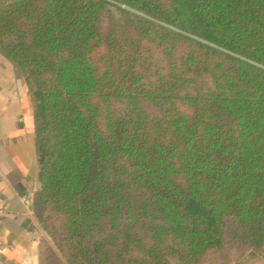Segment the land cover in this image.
Instances as JSON below:
<instances>
[{"label":"trees","instance_id":"1","mask_svg":"<svg viewBox=\"0 0 264 264\" xmlns=\"http://www.w3.org/2000/svg\"><path fill=\"white\" fill-rule=\"evenodd\" d=\"M0 53L34 104L40 264L264 259V0H0Z\"/></svg>","mask_w":264,"mask_h":264},{"label":"crops","instance_id":"2","mask_svg":"<svg viewBox=\"0 0 264 264\" xmlns=\"http://www.w3.org/2000/svg\"><path fill=\"white\" fill-rule=\"evenodd\" d=\"M34 104L20 69L0 53V192L6 212L0 217L1 264H40L43 228L27 211L23 195L40 190ZM238 264H264L250 252Z\"/></svg>","mask_w":264,"mask_h":264},{"label":"built area","instance_id":"3","mask_svg":"<svg viewBox=\"0 0 264 264\" xmlns=\"http://www.w3.org/2000/svg\"><path fill=\"white\" fill-rule=\"evenodd\" d=\"M22 203L27 209L28 212L33 213L35 208V197L31 195H23L21 197ZM6 199L4 195L0 192V217L6 212ZM2 253H3V243L0 241V264L2 261Z\"/></svg>","mask_w":264,"mask_h":264},{"label":"water","instance_id":"4","mask_svg":"<svg viewBox=\"0 0 264 264\" xmlns=\"http://www.w3.org/2000/svg\"><path fill=\"white\" fill-rule=\"evenodd\" d=\"M120 5L123 6L124 8H126V9H128V10H131V11L135 12V13H138V14L143 15V16H146V17H150V16H148L147 14H145V13H143V12H141V11H139V10H137V9H135V8H133V7H131V6H129V5H126V4H120ZM162 23H163V22H162ZM163 24H165V25H167V26H170V27H172V28H174V29H177L176 27L171 26V25H169V24H167V23H163ZM187 34L190 35V36H192V37H194V38H196V39H198V40H200V41H202V42H205V43L211 44V45H213V46H217L216 44H214V43H212V42H210V41H208V40H206V39H204V38L198 37V36L193 35V34H190V33H187ZM225 50H226V49H225ZM226 51H229V50H226ZM250 61L253 62V63H255V64H258V65L264 67V65H262V64H260V63H257V62L252 61V60H250Z\"/></svg>","mask_w":264,"mask_h":264},{"label":"rangeland","instance_id":"5","mask_svg":"<svg viewBox=\"0 0 264 264\" xmlns=\"http://www.w3.org/2000/svg\"><path fill=\"white\" fill-rule=\"evenodd\" d=\"M42 238H44L45 242H49L51 245H53L51 238L49 237V235L45 231L43 232ZM44 246H46V244ZM56 251H57V249H55V252Z\"/></svg>","mask_w":264,"mask_h":264}]
</instances>
